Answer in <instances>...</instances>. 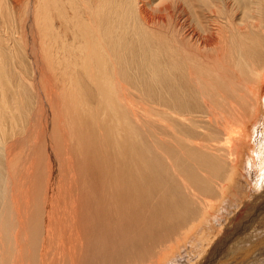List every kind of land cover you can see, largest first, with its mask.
<instances>
[{"label":"bare ground","instance_id":"bare-ground-1","mask_svg":"<svg viewBox=\"0 0 264 264\" xmlns=\"http://www.w3.org/2000/svg\"><path fill=\"white\" fill-rule=\"evenodd\" d=\"M262 140L264 0H0V264H163Z\"/></svg>","mask_w":264,"mask_h":264},{"label":"rangeland","instance_id":"rangeland-1","mask_svg":"<svg viewBox=\"0 0 264 264\" xmlns=\"http://www.w3.org/2000/svg\"><path fill=\"white\" fill-rule=\"evenodd\" d=\"M263 141L258 148L264 147ZM263 149L258 152H262L261 167L242 171L211 222L197 226L184 242L180 240L183 244L163 264H264Z\"/></svg>","mask_w":264,"mask_h":264}]
</instances>
